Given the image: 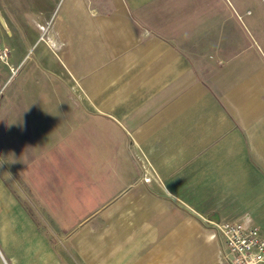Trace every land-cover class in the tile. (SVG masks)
<instances>
[{
  "label": "crops",
  "instance_id": "0c3cea01",
  "mask_svg": "<svg viewBox=\"0 0 264 264\" xmlns=\"http://www.w3.org/2000/svg\"><path fill=\"white\" fill-rule=\"evenodd\" d=\"M242 1L2 2L0 141L14 124L17 174L63 223L58 250L1 188L6 264H229L201 217L264 237V0Z\"/></svg>",
  "mask_w": 264,
  "mask_h": 264
},
{
  "label": "rangeland",
  "instance_id": "374dc122",
  "mask_svg": "<svg viewBox=\"0 0 264 264\" xmlns=\"http://www.w3.org/2000/svg\"><path fill=\"white\" fill-rule=\"evenodd\" d=\"M3 1H5V0H0V9H1V5L3 4L2 3ZM241 2H243V1L242 0H233V3L237 6L240 5ZM8 16L10 18L12 17L15 19L16 15H15V13H11V14L9 13ZM46 30H47L46 27H45V29L41 30L42 37L46 38ZM16 37H17V31L14 29L11 30V34L7 35V38H8L7 42L12 43V41ZM18 37L20 39H23V40H26V39L31 40L33 37L32 28L31 27L23 28V29L20 28V30L18 31ZM0 47L1 48H7L8 54L10 57L12 50H11L10 46L8 44H6V41H5L4 37L1 36V33H0ZM33 52H34V50L29 51V56L26 59V61L29 60L27 65H29L31 63V60H32L31 56L33 55ZM1 64H3V63L0 61V65ZM14 77H13V79H14ZM16 83H17V80H15L14 83L11 86H9V84H10V82H9L6 87H4L3 89L0 90V108H1V105L6 102L8 94L12 92L13 88L16 86ZM7 120H9V118L5 117L4 118L5 123ZM4 128H6L8 130L4 134V138H5V140H7L5 143H7L8 146L9 145L12 146V148H9V150H6L5 144H3L0 141V191H1V188H3V187H4V189L7 188L8 190H6V193L8 194V196L19 198L23 201L28 202L29 205L31 206V208L34 210L37 217L39 218V224H37L38 225L37 227L39 228L42 240L44 242L48 241V239L46 237L47 233L50 234L52 237L56 236V238H55L56 242L54 243V245H55L56 249L60 250V249H62L61 248L62 247V244H61L62 240L58 236L63 235V228H62L63 223L51 221L48 218L46 206L35 204V201H34L35 196L33 195L31 187L28 185V183H26L24 180H22V178L19 174H17L18 172H17L16 166H15L14 152H15V143H16L15 142L16 126L14 124H12L11 122L7 121L6 127L4 126ZM24 160L28 161V166L32 165V161H31L32 159L31 158H27V159L24 158ZM37 160L38 159H35V162H37ZM46 160L47 159H45V162L43 163V168H44L43 170L47 169ZM2 193H3V191H2ZM1 196L2 195L0 192V197ZM57 234H59V235H57ZM48 238L50 239L49 236H48ZM0 264H6L1 254H0Z\"/></svg>",
  "mask_w": 264,
  "mask_h": 264
},
{
  "label": "built area",
  "instance_id": "2783aa9c",
  "mask_svg": "<svg viewBox=\"0 0 264 264\" xmlns=\"http://www.w3.org/2000/svg\"><path fill=\"white\" fill-rule=\"evenodd\" d=\"M8 60V49L0 47V61ZM201 218L220 236L229 264H264V237L259 228L239 221L214 222Z\"/></svg>",
  "mask_w": 264,
  "mask_h": 264
},
{
  "label": "trees",
  "instance_id": "16d2710c",
  "mask_svg": "<svg viewBox=\"0 0 264 264\" xmlns=\"http://www.w3.org/2000/svg\"><path fill=\"white\" fill-rule=\"evenodd\" d=\"M28 211H29V214L34 218L35 222H36L37 224H39V221H38V219L36 218L34 211H33L30 207H28ZM50 239H51V238H50ZM51 240H52V239H51Z\"/></svg>",
  "mask_w": 264,
  "mask_h": 264
}]
</instances>
